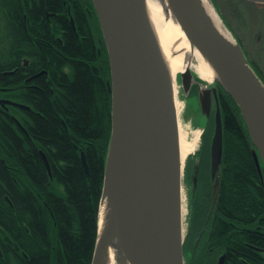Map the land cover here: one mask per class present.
I'll use <instances>...</instances> for the list:
<instances>
[{
    "label": "trees",
    "instance_id": "obj_1",
    "mask_svg": "<svg viewBox=\"0 0 264 264\" xmlns=\"http://www.w3.org/2000/svg\"><path fill=\"white\" fill-rule=\"evenodd\" d=\"M4 1L0 0L1 4ZM10 1L15 10V35L34 58L28 70L46 69L49 75L41 73L26 89H14L17 92L11 94L31 107L18 109L16 117L23 128L9 114L6 118L0 113V264H91L111 138L112 97L106 75L97 65L94 40L76 0L70 1H74L81 38L69 22L63 0H42L30 10L26 22L19 0ZM47 10L56 13L52 18L64 27V45L56 41ZM1 44L5 46H0V81L7 83L21 71L14 76L2 74V68L10 65L8 43ZM245 52L264 81L263 72ZM107 76L110 78L109 68ZM217 86L224 133L217 218L206 251H202L196 238L206 219L204 207L212 198V114L209 120H197L204 128L202 147L188 157L185 167L192 205L185 242L187 264H214L220 251L207 254L211 245L215 250L224 246L226 264H264V181L241 110L232 96ZM193 91L197 95V86ZM82 151L89 174L82 164ZM262 170L264 175L263 164ZM207 224L210 227L212 221Z\"/></svg>",
    "mask_w": 264,
    "mask_h": 264
},
{
    "label": "water",
    "instance_id": "obj_2",
    "mask_svg": "<svg viewBox=\"0 0 264 264\" xmlns=\"http://www.w3.org/2000/svg\"><path fill=\"white\" fill-rule=\"evenodd\" d=\"M210 1L232 38L222 34L203 0H169L178 12L182 30L190 43L210 59L221 75L209 82L192 68L180 72L188 96L197 86L200 112L206 118L214 114L210 170L215 200L220 189L224 151L217 84L232 96L241 110L264 181V81L213 0ZM246 1L264 4V0ZM93 3L107 45L108 84L112 97L111 138L104 166L98 231L105 201L106 221L117 233L132 264H185L180 206L185 165L176 137L169 79L153 41L146 0H93ZM7 102L28 108L19 102ZM145 120L148 128L143 126ZM41 154L51 172L46 154L43 151ZM81 160L89 174L84 151ZM145 170L149 173L142 179ZM197 174L198 167L193 177L194 185ZM98 231L91 264H100L102 259ZM224 259L222 255L218 264H224Z\"/></svg>",
    "mask_w": 264,
    "mask_h": 264
},
{
    "label": "bare ground",
    "instance_id": "obj_3",
    "mask_svg": "<svg viewBox=\"0 0 264 264\" xmlns=\"http://www.w3.org/2000/svg\"><path fill=\"white\" fill-rule=\"evenodd\" d=\"M203 2L214 17L216 26L222 34L231 37L211 1L203 0ZM146 11L153 41L159 51L163 68L166 70L169 79L170 95L176 117V137L184 166L188 156L193 154L200 145L202 130H194L190 135L188 130L182 127L180 115L184 110L185 103L179 97L178 74L192 68L209 82L221 78V75L210 59L197 46L190 43L182 30L178 12L169 0H146ZM143 126L148 128L149 123L145 120ZM148 173L147 170L143 171L142 179H145ZM180 206L184 217L186 208L183 200ZM107 210L104 201L101 207L98 231V247L101 248L102 252L100 264H132L117 233L113 232L112 227L106 221ZM105 245L106 247H104Z\"/></svg>",
    "mask_w": 264,
    "mask_h": 264
},
{
    "label": "flooded vegetation",
    "instance_id": "obj_4",
    "mask_svg": "<svg viewBox=\"0 0 264 264\" xmlns=\"http://www.w3.org/2000/svg\"><path fill=\"white\" fill-rule=\"evenodd\" d=\"M76 1L79 4L80 8L82 9L84 15L86 16V21L88 22V29L90 30L96 48V54H97L96 58L98 61L97 65L99 66V69L102 72L103 76L106 75V78L105 77L104 78L106 81V86L109 91L108 82L110 78L107 76V69L109 68L110 70L108 50H107L106 42L103 37L100 21L93 0H76ZM73 2H71L70 0H63V6L66 7L67 16L72 28L75 30L79 38H81L76 20L75 5ZM19 3L26 22L28 20L30 10H32L36 5L40 6L42 4V0H19ZM0 7H1L0 11L4 13V14H0V31L4 32L3 36H0V43L2 42L8 43V64L10 65L9 68H7L8 66L3 67L2 68L3 70L1 72L6 76H14L18 73L19 69L21 71L20 75L16 79H12L7 83L0 81V113H2L6 118H8V114H9L11 118L22 127L16 115L11 111V108L30 110L31 109L30 105L24 102H19L28 107V108H24V107L20 108L12 104H9L7 101L8 100L15 101L13 98H11V94L13 91L26 89L28 83L31 82L36 76H38L41 73H45L48 76L49 72L46 69L28 70L30 66L33 64L34 58L31 56L32 53L27 48V46H25L24 43H22L15 35L16 31L14 28L15 23L13 18V14L15 10L13 8L12 2L10 0L8 1V3L6 2V0L2 4L0 2ZM54 15H56V13L47 10L46 17L49 20L50 26L56 32V41L59 42L61 45H64L63 35L65 33V30L63 25L58 20L52 18V16ZM1 38L4 40L2 41ZM66 71L69 73L70 69L68 68ZM210 166H211V161H210ZM185 180L187 182L186 174H185ZM187 185L189 186L188 182ZM211 186H212V198L211 201L209 202V206L204 207V211H203L204 212L203 214L206 215V219L203 225L201 226L200 231L196 238V243L199 244L200 248H202V251H206V247H207L206 243L211 235V229L213 228L212 225H214L213 223L216 221L217 218V208H216L217 198L215 200L213 198L212 179H211ZM201 202L202 201H198V203ZM209 221H212V224L210 227H207L208 225L207 223H209ZM189 234H190V230L187 234V238H185L184 247H185V242L189 237ZM214 251L216 252L220 251V253L217 255V259L214 264H218L219 259L222 255H225L224 264H226L227 250L224 248V246H220L217 250H215V248L211 245L208 248L207 254L211 255Z\"/></svg>",
    "mask_w": 264,
    "mask_h": 264
},
{
    "label": "rangeland",
    "instance_id": "obj_5",
    "mask_svg": "<svg viewBox=\"0 0 264 264\" xmlns=\"http://www.w3.org/2000/svg\"><path fill=\"white\" fill-rule=\"evenodd\" d=\"M213 2L220 15L223 17L226 25L232 30L233 34H235L234 36H236L242 47L248 52L249 56L258 65V67L264 74V4L246 0H213ZM3 40L4 39H2V41ZM0 46L5 45H2L0 43ZM177 79L179 86V97L185 103L184 110L180 115L182 127L184 129H187L190 135L194 130H202L200 145L194 151V153L191 154L192 156H194V154H196V152L202 147L204 132V128L197 124V120H204L205 116L200 112L198 95L194 94L195 92L192 90V92L188 96L183 89V85L180 79V73L178 74ZM215 83L216 82H214L213 84L215 85ZM11 111L17 116L20 115V110L16 108H11ZM214 111L215 105L212 113H214ZM207 119L209 120V118ZM189 187L190 186H188L185 182L184 175L183 201L186 212L183 217V226L185 238H187V234L190 230V221L192 214V205L189 194V190L191 188ZM184 258L185 264H187L189 255H187L185 247Z\"/></svg>",
    "mask_w": 264,
    "mask_h": 264
}]
</instances>
